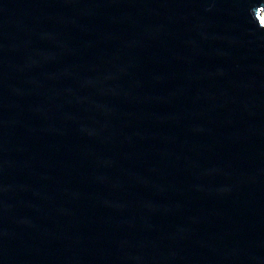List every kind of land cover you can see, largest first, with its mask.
Returning <instances> with one entry per match:
<instances>
[{
	"label": "water",
	"instance_id": "water-1",
	"mask_svg": "<svg viewBox=\"0 0 264 264\" xmlns=\"http://www.w3.org/2000/svg\"><path fill=\"white\" fill-rule=\"evenodd\" d=\"M0 264H264V0H0Z\"/></svg>",
	"mask_w": 264,
	"mask_h": 264
}]
</instances>
